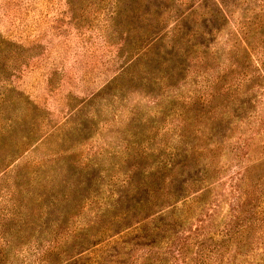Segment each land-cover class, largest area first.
<instances>
[{
    "label": "rangeland",
    "instance_id": "obj_1",
    "mask_svg": "<svg viewBox=\"0 0 264 264\" xmlns=\"http://www.w3.org/2000/svg\"><path fill=\"white\" fill-rule=\"evenodd\" d=\"M213 1L0 0L4 231L33 234L24 219L35 212V224L54 232L43 237L57 242L63 230L53 222L70 210L69 225L83 226L82 233L113 236L119 231L111 228L136 225L146 212L135 242L156 244L147 253L155 260L183 243L192 250L212 242L226 224L250 218L244 239L256 242L254 253L232 257V250L225 258L264 263V221L250 215L261 211L264 194V38L252 25L264 14L261 0L249 1L247 13L242 1L221 0L228 20ZM192 8L186 30L181 13ZM215 25L226 30L214 35ZM244 26L249 41L231 38ZM232 186L247 193L245 213L238 208L236 216ZM12 213L21 217L10 222ZM117 251L133 259L147 252L135 246L130 253L128 245Z\"/></svg>",
    "mask_w": 264,
    "mask_h": 264
},
{
    "label": "trees",
    "instance_id": "obj_2",
    "mask_svg": "<svg viewBox=\"0 0 264 264\" xmlns=\"http://www.w3.org/2000/svg\"><path fill=\"white\" fill-rule=\"evenodd\" d=\"M224 1L229 4H232V1H234L235 5H237L239 1H242V5L244 6L245 13H247L248 11H250L247 5L248 3H250L249 1L252 0H232L231 2L229 0H224ZM213 2L214 5L215 3H217L218 6H220V8L222 9V10L218 9L217 13L219 14L222 11L224 17L229 20L230 11L228 10V4L227 5L224 4L221 0H214ZM262 3H264V0H261V12L264 14V12L262 11L263 10ZM243 6L242 8H240L241 11L243 10ZM196 11L197 10H194L192 8V10L186 11L185 14L181 13L182 18L180 19L183 20L182 27H186V30H187V22H189L191 19L193 20L194 18L192 17L191 14H193ZM199 12L202 11L200 10ZM248 23L249 22L246 20V24ZM252 25L256 26L257 29H261V39L262 37L264 38V19L261 18V22L258 18L254 19V23ZM245 27L246 26L242 28L243 34L237 32L235 35H231V38L232 36H234L236 38V41L240 40L242 43H246L247 41H249L248 38H244L243 36V35H248V34H244V31L246 30ZM198 30L199 29L197 28V31ZM224 30H226V28L221 29V27H216L215 25L214 28L212 29V32L214 33V35H218L223 33ZM185 35L191 37L189 39L192 38L195 39L197 37L196 36L197 34L195 35L191 33H186ZM186 41L191 43V41L188 39ZM228 41H229L228 43L231 42V40ZM261 41L262 43H264L263 39ZM211 43L210 45L205 47L207 50L211 47ZM193 48H200V45L195 44L193 45ZM226 89L227 88L225 87L222 88V92L226 93L225 92ZM217 95H221V94L217 93ZM221 145H222L220 146L221 149L226 148L224 147L225 144H223V142ZM236 149L238 150V148ZM259 161L261 162V165L264 164V154H262L261 160ZM259 161L256 163H259ZM171 164L172 162H170V165ZM248 172L249 171L246 169L242 171L243 174L245 173V176ZM243 174H241V177H244ZM238 175L239 174H237L236 176L237 180H238ZM242 179L241 181H243ZM263 179L264 176L262 175L261 191L264 193ZM186 184L187 183L184 182L182 183V186H185ZM236 187L237 186L235 187L232 186V190H231L237 192L235 196L236 201L234 202V204H230V208H233V210L230 211L231 214L233 213L231 216H236V213L238 212L236 209L238 208L240 209V213L243 211V207H242V205H244L243 199L247 197V193L245 192L244 189L241 188L240 190V188H236ZM210 189L211 188L207 187L206 190L203 191V193L205 192L206 194H208V192H210ZM182 197L183 196H180V199ZM261 197L263 199L261 202V211L256 212L255 210H253L252 212H250V215L252 217H255L257 214H260L261 221H264V194ZM188 198L189 196L183 198V200H186ZM140 203H142L141 199H139L136 202L137 205H140ZM235 204L238 207H236ZM139 210L146 211L144 207L143 208L141 207ZM14 215L21 217L18 214L12 213L9 214L8 221L13 222ZM147 215L148 214L145 212L144 219L142 218L138 224L136 225L132 224L131 226H128V228L121 229L118 226H114V228H111V230L113 229L114 231H117L118 229L119 232H116V234L113 236L111 235L102 236L103 233L102 231H99L96 235L93 236L92 234H90L92 232L90 229L87 230L85 233H82L84 231H81L79 229H82L83 226L78 224L69 225L71 219L68 220V218L71 216V211L68 210L65 212V210H63L58 215V218H56V222H53L55 229L57 227H61L63 230V232H60L59 238H56L57 239L56 242V240L54 239L47 240L46 238L43 237V235H48V234L52 235L54 233L51 224L48 225L46 228L40 225L39 222L38 224H35V220L39 217L37 214H35V212H33L32 216L34 218L31 222L27 221V219H24L25 228L29 230V233L31 228L29 225L34 227L31 228V233L33 232V234H25L28 237H24L22 235L21 229L14 231V227L8 229V231L6 232L4 231V229L6 228V225H4L5 223L0 224V264H127L130 262V259H133V257L123 252L117 251V248H119L122 245H128V250L130 251V253H133V247L135 246L139 248H142L144 246V248L147 250V252L143 255V257L133 259V264H135L134 262H136V260H137L136 262L137 264H166V262H164V257L166 256L174 260L172 264H233L230 258L227 260L225 258L226 254H229V257L231 256L232 250H235V253H232V257L236 255L248 256V254L254 253L255 251V248L251 246L253 244H256V242L248 243V241L250 242L249 237L244 239L245 235L249 230V227L247 225L248 221L250 220L249 218L246 221L242 220V222L233 223V225L230 223L226 224V226H224L222 231L218 233H213L211 235L210 239L212 240V242L199 241V243L193 245L192 250H187L186 246H184L183 243L181 246H178V251H176L175 249L173 252L170 248L164 253V255L166 256L163 255L162 257L153 260L152 258L147 256V253L148 254L151 253V251L156 247V244H153L152 242L143 245L135 242L136 239L139 238L137 237V234H139L142 231V225H143L142 222H148L150 219L149 215L148 217ZM157 215L159 216L162 215V211L160 213H156V215L153 216H157ZM121 217H123V212L120 213V215L115 214L114 217H112V219L119 220ZM41 230H42V236H40ZM157 231H159L158 228L156 229V232ZM1 234H3V236ZM31 238L36 239L34 245L29 242ZM128 238L131 239L129 241H125ZM72 240H76V242L74 245L69 246ZM117 243H118L117 248L115 250L114 249L112 250L111 246L116 245ZM38 244L40 245L39 247L36 246ZM58 244H60V246ZM65 245H67L68 248H65ZM158 247L160 248L159 250H163L166 247L169 248L168 244H166L165 246H161L159 244ZM246 249H248L249 251H245ZM31 250H34V253L29 257L26 256V253ZM193 250L195 252H193ZM174 253H177L179 258H175V257L173 258Z\"/></svg>",
    "mask_w": 264,
    "mask_h": 264
}]
</instances>
